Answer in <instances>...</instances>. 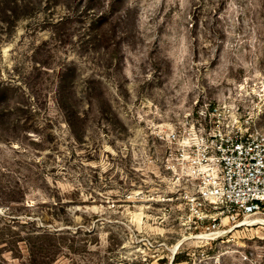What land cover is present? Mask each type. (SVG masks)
Masks as SVG:
<instances>
[{"label": "rangeland", "instance_id": "obj_1", "mask_svg": "<svg viewBox=\"0 0 264 264\" xmlns=\"http://www.w3.org/2000/svg\"><path fill=\"white\" fill-rule=\"evenodd\" d=\"M207 104L264 132V0H0V264H264L184 219Z\"/></svg>", "mask_w": 264, "mask_h": 264}, {"label": "built area", "instance_id": "obj_2", "mask_svg": "<svg viewBox=\"0 0 264 264\" xmlns=\"http://www.w3.org/2000/svg\"><path fill=\"white\" fill-rule=\"evenodd\" d=\"M194 137L174 134L175 162L189 176L184 219L216 233L224 222L264 217V132L249 121L230 123L217 105L201 107Z\"/></svg>", "mask_w": 264, "mask_h": 264}, {"label": "bare ground", "instance_id": "obj_3", "mask_svg": "<svg viewBox=\"0 0 264 264\" xmlns=\"http://www.w3.org/2000/svg\"><path fill=\"white\" fill-rule=\"evenodd\" d=\"M257 225H264V220L259 219V218H246L244 221L238 224V226H248V227H254Z\"/></svg>", "mask_w": 264, "mask_h": 264}]
</instances>
